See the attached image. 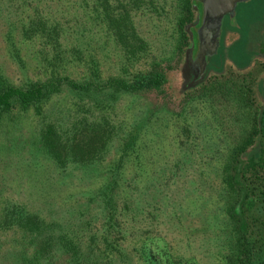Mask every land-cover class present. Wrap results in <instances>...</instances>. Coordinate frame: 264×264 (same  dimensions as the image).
Instances as JSON below:
<instances>
[{"label":"rangeland","instance_id":"374dc122","mask_svg":"<svg viewBox=\"0 0 264 264\" xmlns=\"http://www.w3.org/2000/svg\"><path fill=\"white\" fill-rule=\"evenodd\" d=\"M95 13L92 0H0V82L25 86L44 79L51 70L47 62L55 54L61 59L53 60L56 73L68 62L70 76L77 81L89 78L94 68L101 79L131 77L136 69L148 68L153 57L165 61L176 57V22L182 14L178 0H153L132 13L151 53L132 66L124 65ZM201 18L202 13L199 25ZM40 22L46 29L59 30L58 35L53 32L58 42L49 44L46 52L32 30L40 28ZM26 29L30 30L25 33ZM217 40L216 51L205 58L203 74L194 62L198 43L188 49L182 86L253 67L264 43V0L238 2L232 15L222 17ZM178 72L171 73L172 91L165 95L111 89L77 92L63 85L43 102L26 109L14 107L3 115L0 264H77L75 248L63 249L67 238L89 255V264H106V258L91 248L95 243L103 248L100 237L117 231L124 239L115 244L120 251L112 253L108 264H147L137 255L142 239L156 229L182 264L184 259L190 264L222 263L233 236L223 211L217 157L244 133L246 113L206 97L207 102L197 98L179 105ZM87 123L110 128L108 145L92 162L59 165L43 143L45 129L52 125L64 138ZM182 124H188V134H178ZM204 127L212 130L208 141L202 137ZM135 136L138 152L130 143ZM179 138L184 146L178 145ZM13 204L41 219L43 226L29 233L16 220L12 224L5 213Z\"/></svg>","mask_w":264,"mask_h":264},{"label":"trees","instance_id":"16d2710c","mask_svg":"<svg viewBox=\"0 0 264 264\" xmlns=\"http://www.w3.org/2000/svg\"><path fill=\"white\" fill-rule=\"evenodd\" d=\"M92 1L95 14L100 19L98 24L103 26L108 35L113 38L124 58V65H136L148 54L151 55L147 42L139 34L137 25L133 21L132 13L148 3L152 4L153 0ZM178 3L182 14L176 22L177 54L172 61L153 57L154 59H150L148 68L136 69L131 77L117 75L101 79L99 69L94 68L90 69L89 78L86 79L85 75L83 79L77 81L70 76L66 67L68 62L61 64L56 73L53 65L58 64L53 60L58 58V54H55L53 60L47 62L46 68L50 66L51 70L44 79L33 81L25 86L0 82V121L3 115L14 107L26 109L43 102L60 91L63 85L77 92L89 90L100 92L111 89L116 92L134 94L154 91L159 95H165L172 91L171 73L179 71L181 85L175 90L176 100H181L178 102L179 105L206 97L209 101L217 103L218 99H221L220 104H234L237 109L246 113L247 127L244 133L231 146L224 149L226 153H221V156L217 157L223 188V211L227 216V223L232 228L233 236L232 244L223 255L221 264H264V43L260 46V54L255 58L252 68L244 71L216 73L205 76L195 85L182 86L186 79L185 62L188 49L198 43L197 29L194 28L199 25L202 4L199 0H178ZM45 26V23L40 22V28L32 27L34 35L37 36L35 40L40 38V43L44 45L43 52H46L44 49L49 44L58 42L53 32L58 35L59 31L55 26L47 29ZM28 30L30 29H26L25 33ZM59 60L61 59L58 58L57 61ZM209 101L208 104H210ZM187 126L188 124L180 125L178 134L182 132L188 134ZM211 131L209 127L203 128V140H210ZM194 138H198V135L195 134ZM42 139L52 158L59 165L64 166L69 161L86 163L96 160L111 140V134L110 128L87 123L82 128L76 129L70 137L63 138L50 125L45 129ZM138 139V136L130 139V143L136 146V152L140 149ZM218 140L220 141V137ZM185 143L179 138V146H184ZM5 215L12 224L16 220L29 233L43 226L41 219L25 212L21 206L13 204L11 209L6 210ZM149 232V230L146 231V233ZM163 235L160 229H156L150 237L142 239L138 258L147 264H182L180 256L173 257L167 250L169 245ZM100 238L104 243L103 248L95 243L91 250L98 257L106 258V264H108L112 260V253L120 251L115 244L123 240L124 236L117 231L114 236L106 235ZM62 245L67 252L75 248L74 261L77 264H89V255H83L78 247L79 244H73L67 238L63 240ZM97 250L99 251L96 254ZM184 261V264H190L188 259Z\"/></svg>","mask_w":264,"mask_h":264},{"label":"water","instance_id":"95a60500","mask_svg":"<svg viewBox=\"0 0 264 264\" xmlns=\"http://www.w3.org/2000/svg\"><path fill=\"white\" fill-rule=\"evenodd\" d=\"M240 1L244 0H200L202 18L196 30L198 48L194 59L200 73L204 72L206 56L216 51L222 17L225 14L232 15L235 5Z\"/></svg>","mask_w":264,"mask_h":264},{"label":"flooded vegetation","instance_id":"af4514ba","mask_svg":"<svg viewBox=\"0 0 264 264\" xmlns=\"http://www.w3.org/2000/svg\"><path fill=\"white\" fill-rule=\"evenodd\" d=\"M197 66H198V64H197ZM189 68H190V66H189ZM187 69H188V65H187ZM198 72L200 73V69H199V66H198ZM204 72H202V73H200V74H203Z\"/></svg>","mask_w":264,"mask_h":264}]
</instances>
